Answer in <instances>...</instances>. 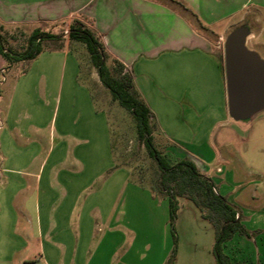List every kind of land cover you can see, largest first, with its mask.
<instances>
[{"label":"rangeland","instance_id":"rangeland-1","mask_svg":"<svg viewBox=\"0 0 264 264\" xmlns=\"http://www.w3.org/2000/svg\"><path fill=\"white\" fill-rule=\"evenodd\" d=\"M252 17L229 26L224 39L234 27L250 22L256 37L251 35L246 45L264 58V30L259 37L263 45H253L264 19L256 13ZM74 19L3 25V32L8 45L20 50L35 27L66 33ZM61 43L71 54L46 50L0 72V127H7L10 137L5 149L30 157L1 163L0 190L19 191L9 201L0 193V205L24 204L30 211L37 205L46 227L43 237L30 231L23 256L60 251L40 264H102L90 255L111 252L139 264H169L174 253L172 264H216L213 227L184 197L178 198L174 241L168 199L152 189L156 164L137 138L131 114L101 84L84 43L65 36L44 41V46ZM112 61L108 56V65ZM24 67L28 71L21 74ZM156 86L163 92L150 103L155 147L170 162L191 155L206 167L218 193L253 233L236 232L224 252L234 264H264V108L234 120L224 80L221 87L211 83L204 91L188 86L177 69ZM31 220L19 217L18 226L26 230Z\"/></svg>","mask_w":264,"mask_h":264},{"label":"crops","instance_id":"crops-1","mask_svg":"<svg viewBox=\"0 0 264 264\" xmlns=\"http://www.w3.org/2000/svg\"><path fill=\"white\" fill-rule=\"evenodd\" d=\"M253 13L257 14L258 20L264 19V0H0L2 25L52 24L69 18L84 21L100 36L109 56L129 69L135 86L150 108L153 100L162 97L163 91L156 85L168 77L169 70L173 73L177 69L188 86L202 87L204 91L210 89L211 83H219L221 87L225 70L220 50L226 29L242 19L253 18ZM246 25L250 27L251 23ZM263 30L264 25L253 45H263L260 40ZM251 35L256 37L250 29L246 42ZM46 50L71 54L64 48ZM4 66L5 60L0 55V72ZM9 138V129L1 126L0 165L7 159L28 161L30 157L23 151L15 155L8 153L5 148L9 146L5 143ZM187 157L204 172L206 167L198 159L191 155ZM18 191L0 190V193L9 201ZM38 209L37 205L33 211L24 204L0 205V264H40L42 260L46 261V255H60V251L48 254L42 251L40 258L23 256L30 231L38 237H43L46 232ZM26 216L32 220L23 230L18 221L19 217ZM115 227L116 223L110 224L113 235ZM119 233L117 231V235ZM95 256L103 260L102 264H139L125 255L117 257L111 252L94 253L90 259Z\"/></svg>","mask_w":264,"mask_h":264},{"label":"trees","instance_id":"trees-1","mask_svg":"<svg viewBox=\"0 0 264 264\" xmlns=\"http://www.w3.org/2000/svg\"><path fill=\"white\" fill-rule=\"evenodd\" d=\"M5 33L3 25L0 23V55L5 60V66L1 73L20 61L33 60L41 52L49 49L44 46V41H59L67 36L70 41H79L85 44L101 84L109 90L112 99L131 114L137 138L144 144L149 156L156 164L157 172L151 181L152 189L168 199L169 224L174 241H176L174 222L179 207L178 198L184 197L199 208L201 216L213 227L212 252L215 263L234 264L223 250L224 243L236 232L247 237H251L253 233L242 224L236 207L216 191L213 180L200 171L194 160L185 156L170 162L155 147L153 130L156 124L153 113L135 86L133 76L125 65L116 58H113L111 65H108L109 54L100 36L84 21L74 19L66 33H55L35 27L28 34L22 49L17 50L8 45ZM62 48L61 43L52 49ZM26 70L27 68L24 67L20 72H26ZM174 257L175 255L172 253L168 261L169 264H172Z\"/></svg>","mask_w":264,"mask_h":264},{"label":"water","instance_id":"water-1","mask_svg":"<svg viewBox=\"0 0 264 264\" xmlns=\"http://www.w3.org/2000/svg\"><path fill=\"white\" fill-rule=\"evenodd\" d=\"M250 28L239 25L223 42L228 113L234 120L252 117L264 108V58L246 45Z\"/></svg>","mask_w":264,"mask_h":264},{"label":"built area","instance_id":"built-area-1","mask_svg":"<svg viewBox=\"0 0 264 264\" xmlns=\"http://www.w3.org/2000/svg\"><path fill=\"white\" fill-rule=\"evenodd\" d=\"M126 67V66H125ZM127 70H129L127 67H126Z\"/></svg>","mask_w":264,"mask_h":264}]
</instances>
